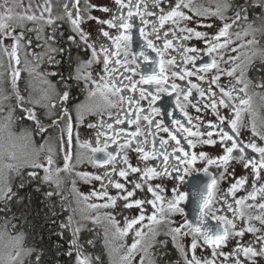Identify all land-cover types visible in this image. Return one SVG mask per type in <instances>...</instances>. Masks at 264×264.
Returning a JSON list of instances; mask_svg holds the SVG:
<instances>
[{"label": "snow or ice", "instance_id": "1", "mask_svg": "<svg viewBox=\"0 0 264 264\" xmlns=\"http://www.w3.org/2000/svg\"><path fill=\"white\" fill-rule=\"evenodd\" d=\"M15 3L16 0H13V4ZM81 3L82 0H63L60 5L62 14L56 17L52 16L53 6L51 0H45L42 5L43 11L39 16L32 13L31 4L24 8L22 0L16 6L24 8L23 12H14L13 7L9 5V0H3V3H0V54L7 56L9 61L5 73H0V78L6 73L11 76L10 83L16 100L15 108H19L20 113H22L19 119L21 122H32V130L26 133L28 139L31 141L33 134H36L45 141L38 148L35 147L33 141L34 154L26 153L21 156L13 150L15 145L9 143L13 135L10 131L7 140L0 138V201L7 203L14 197H18V202L23 199L18 192H13L9 181V173L15 172L20 175L22 168L42 169L44 172L42 178H40L37 171H28L27 176L30 181L39 179L41 183L54 184L56 189H59L63 183L61 173H71L75 167L72 164L74 127L78 129L84 123L86 113L96 115L99 117L98 124L89 123L87 125L89 129H97L96 146L93 147L89 140L81 141L79 131L75 133L76 146L79 149L88 150L91 153L87 156L88 161L96 167L103 168L104 174L101 176L94 173L77 172L75 175L88 183H91L92 180L101 181L102 190L93 189L88 194L80 193L76 190L75 181H73L72 191L77 198V203L84 205V209L81 210V220H90L93 224L101 223L99 210L115 209L117 200L124 201V209L134 207L140 209L139 216L132 219L124 217L123 227L120 226L113 212L105 211L102 214L108 225L105 228V248L110 253L117 251V248L107 241L110 229L114 230L113 240L128 236L130 231L134 233L133 242L127 246V252L120 256L122 264H130L132 255L137 251L145 254L140 257V264H145L149 250L157 243L158 226L165 224L169 227L164 234L171 237L174 246L182 254L184 264H218V261L219 264H260V261L264 260V202L256 203V201L258 195L264 201V184L257 186L258 181L264 179V176L261 175V170H264V144L257 143V140L264 142V122L258 128L255 120H253L250 128L252 138L248 140L243 138L242 129L248 127L244 123L243 114L245 112L250 115L253 114L252 97L249 95V87L252 81L248 79L247 72L257 56L264 62V48L259 47V41L256 39L257 32L264 35V0H245L244 4H237L235 0H215L214 8L197 6L194 0H113L115 8L94 4L91 0H83V7H81ZM149 4H151V8H149ZM256 8L260 9V13L255 14L254 19L250 21L249 11ZM125 9H127L126 13ZM92 11L107 13L108 18L93 16L91 15ZM229 11L233 12L232 17L227 15ZM45 12L48 13L47 17L44 16ZM136 16L140 17L142 25L146 26L152 23L151 33L147 32L146 27H140L139 29L140 37L144 41L140 45L141 50L139 52L132 51L133 20ZM146 17H155L159 27ZM212 18L222 22V26L215 33L197 30L199 28H213V23L206 22ZM57 20H66L70 24L72 34L67 36L69 42L67 48L56 45ZM257 20L261 21L260 27H256ZM25 21H43V25L53 28L51 35L43 37L45 52L37 54L25 51L24 71H27L29 77H33V75L40 76V83L47 86L40 89L41 95L38 99H34L31 93L26 99L19 91L18 81L21 78L20 51L22 48L26 49L32 43L31 40H28L27 45L23 44L24 31L19 32V34L16 32L17 28L23 29L25 27ZM87 21H95L97 25L101 26L98 28V36L95 40H92L91 33L85 31L82 27ZM241 21L244 22L241 30L233 32L232 29L240 26ZM168 22H171L175 27L163 33L162 50L148 37L154 34L156 40H161L160 29H163ZM189 24H194L195 27H190ZM43 25L28 29V31H36L38 34L37 39H41L39 34L43 31ZM103 26H107V28ZM111 29H115L117 34L113 35ZM177 33H180V35L178 36ZM169 34H171L172 39L167 38ZM60 35L62 37L63 33ZM249 36L252 38L245 39ZM100 37L104 39L101 40ZM193 38L202 41L205 47L201 49L195 46H185L181 43L183 49L181 63L184 65L191 63L196 71L181 68L180 72L172 71L171 76L184 80L186 77L197 75L198 79L204 80L205 77L199 75L201 72L207 73L211 69H216L217 74L212 76L210 82L211 84H217L218 87L221 75L232 78L234 83L231 84V87L227 89L220 87L221 95L218 99L216 98L217 94L212 92L211 88L208 90L211 93L209 97L211 104L206 103L204 107H211L218 123L209 121L206 126L193 124V117L185 110L187 104L181 107L179 103L181 94L185 102L191 103L189 100L191 89H189L187 92L177 93V107H181L182 114L192 127H186L180 120L173 119L172 124L175 126V132H173L168 127L163 126L162 121L154 122L150 115H144L142 118L148 124L147 135H145L140 126V113L142 110L139 108L138 102L132 97L126 96L123 90H139L140 99L142 100L150 96V111L156 115H159L161 110L160 108L151 107V105H154L161 98L160 93L167 92L171 95V92L165 87L169 76L165 74L164 59L159 61V74L153 70L151 74H141L139 81L133 80V76L137 74V68L140 67L137 63L138 57H142L146 63H151L150 56L145 48L151 49L156 52L157 56L163 57L165 50L174 47V40L179 39L183 42ZM5 40H11L12 43L5 45ZM109 41L110 43H108ZM72 46L82 47L86 53H90L89 58L81 59L79 56L73 58L71 54ZM248 49L254 50L249 53ZM201 52L212 59L210 63H203L197 67L195 62ZM189 53H195L196 55H188ZM65 54L68 58L69 70L67 75L59 71L62 61L56 59L57 55L64 56ZM29 55L37 61H42L46 56L47 63L57 70L36 73L35 68L29 66L27 60ZM221 62L230 65V67L220 68ZM166 63L175 66L176 58L167 59ZM94 65L100 67V71L95 74L92 71ZM132 65H135V67H132ZM3 67V62L0 60V68ZM120 69H122V72ZM124 73H132V75H124ZM48 77H58L59 79L56 84H53ZM125 80L129 83L125 84ZM81 82L83 83V90L87 91L86 100L91 101V103H73L75 99L72 95L73 88L79 87ZM139 84L155 85V92L143 88L138 89ZM29 87H32L31 81ZM178 87L179 85L175 82L171 84L172 91H176ZM191 87L197 88L198 86L192 84ZM256 87L264 88V80ZM198 91L200 97L205 96L203 89H198ZM9 98L7 95L0 94V101ZM125 102L130 105L137 104L135 120L127 119L129 125H136V130L124 138V142L118 145L115 152L109 151L110 144H116L117 135L124 133L125 129L121 128L117 132L113 128V123L104 120L103 117L107 114L109 120H112L111 109L119 108L120 111L117 112L114 123L117 125L124 124L125 120L121 119V112ZM37 105L46 109L44 117L50 120V123H45L44 118L37 111ZM191 106L197 112L201 111L198 104H192ZM221 107L229 109L230 114H220L219 108ZM15 108L9 112V122L15 114ZM0 110H3L2 105H0ZM73 111L76 112L75 121L72 116ZM172 115V112H168L169 117H172ZM195 119L200 121L201 118L197 116ZM153 124L156 132H165L168 136L167 139L163 137L159 139L158 148L155 144L156 132L151 131ZM3 127L8 128V124ZM57 127L60 129L59 148L64 152L62 168L54 167L55 161L51 146L47 147V154L41 160V153L44 152L46 145H49L51 140V136L47 135L49 129L54 130ZM202 127L211 130L202 131ZM193 128L196 130L194 131ZM104 129L110 130L116 135H110L109 131H104ZM176 133L186 134L184 140L190 149H194L198 145L201 147H216L219 145L222 153L213 156L203 150L198 153L186 151ZM141 136L144 137L143 140L138 139ZM149 136L153 137L151 151L146 150ZM101 137H105V139L101 140ZM189 137L194 139H189ZM170 141L175 143L170 144ZM133 142L136 144L133 151L140 154L138 156L139 160L144 162L156 160L158 161L157 165L149 166L145 163L143 168L133 166L126 153L124 155L120 154L124 149L129 148ZM101 144L103 147H101ZM248 150L256 155H249ZM96 153H103V155L97 156ZM160 157H162V160L159 159ZM81 159L82 157L78 155L77 163H80ZM197 161L202 162L201 167L196 166ZM118 163L125 166L120 168L118 175L132 184L131 190H128L125 184L111 179V176L116 173ZM237 164L245 170L251 169L252 190L241 197H237L236 193L245 188L249 177L247 175L239 177L236 175L235 165ZM106 166H111V169L109 170ZM209 167H215L217 174L211 173ZM199 172H203L204 176H197L196 173ZM130 174H139V177L138 179L128 180ZM186 177L193 178L190 196L194 204V219H189L185 208L181 207L190 198L188 192L180 191L178 186H174L170 198H166L161 195L165 191L163 184L158 183L153 186L147 183L153 179L163 180L167 178L172 180L174 184L176 181L184 184ZM104 180H107V184L104 183ZM226 181L229 182V186L225 190L220 185ZM108 185L120 190V193L117 196L109 195ZM24 186V182H21L18 187L24 188ZM145 187L154 199H130L135 196L136 190L143 191ZM35 191L40 192L41 188L37 186ZM57 194L59 193L56 191H47L44 196L50 200ZM93 197L97 200H103L104 203L89 202ZM229 197L232 198L231 202ZM249 200L253 203H246ZM145 204L152 207L150 215H147L144 211L143 206ZM217 204H220L221 207L218 208ZM251 209L260 211L258 214H253L250 211ZM75 211L73 210V215L68 216L67 222H60L58 230L50 233L49 239L52 235L59 238L52 245L56 249V255L63 254L71 258L75 253V264H103L100 256L93 257L92 254L85 253V249L80 243V232L84 226L74 219ZM89 211H95L97 214L95 216L89 215ZM221 211L232 213V217L229 218L227 215L219 214ZM56 215L57 213L53 210L52 216ZM176 215L181 216L183 219L177 222L173 219ZM145 220L147 221L146 224L144 223ZM209 220L216 223L210 225ZM238 220L243 221V227H237L236 221ZM254 220L258 221L262 227H256L252 223ZM8 223V221H5V229ZM52 223L55 224V221L53 220ZM137 225L139 227H135ZM66 231L71 232L72 239L68 242V251L62 252L63 245L59 241L64 240ZM245 233H251L254 239L247 244L237 240L230 252L223 251V248L228 246L230 239L243 237ZM257 233L261 234L257 235ZM185 237H191L189 247H185L180 242L181 238ZM10 241H12L11 249L0 252V264H25L26 259L28 264H42L43 251L34 247H25V233L23 231L18 232L14 237H10ZM159 243L164 245L167 242L159 241ZM87 244L93 248L95 247L93 240H88ZM205 246L211 249V255L198 257L196 255L197 248L204 251L206 250ZM120 247H124V245H120ZM33 255H35L34 261L30 259ZM221 257L223 259H220ZM148 264H155V261L149 259Z\"/></svg>", "mask_w": 264, "mask_h": 264}, {"label": "flooded vegetation", "instance_id": "2", "mask_svg": "<svg viewBox=\"0 0 264 264\" xmlns=\"http://www.w3.org/2000/svg\"><path fill=\"white\" fill-rule=\"evenodd\" d=\"M92 3L94 4H98V5H107L110 7L115 8V5L113 3V0H91ZM63 3V0H62ZM61 3V4H62ZM236 3V2H235ZM245 0H238L237 4H244ZM215 5V4H214ZM81 7H83V0L81 3ZM167 7V6H165ZM149 8H151V4H149ZM125 13L127 12V9L124 10ZM158 11V10H157ZM260 13V9L256 8L254 10L250 9L249 11V20H253L254 19V15L255 14H259ZM62 14V13H61ZM60 14V15H61ZM91 15L93 16H97V17H101V18H108V14L107 13H102L99 11H92ZM227 15L229 17L233 16V12L229 11L227 13ZM56 17V16H55ZM146 19H148L151 22L156 23L157 27H159L158 22L156 21L155 17H146ZM56 22L59 23V20H57ZM63 21L61 22L60 25H62ZM134 23V27L132 29V51L134 52H139L140 49V45L144 43V41L141 39L140 37V33H139V29L140 27H146L147 32L151 33L152 30V23H149L148 25H142L141 24V20L139 16L134 17L133 20ZM244 22L241 21L240 26L234 27L232 29L233 32L236 31H240L241 27L243 26ZM261 25V21L257 20L256 21V27H260ZM190 27H195L194 24H189ZM82 27L84 28L85 31L91 33V39L95 40L98 36V28L101 27L100 25H97L95 23V21H87L86 23H84L82 25ZM105 28H107V26H103ZM175 26L171 23L168 22L165 24L163 29H160V35L162 37L161 40H156L155 39V35H149V39H152L153 42L160 48L163 50V33L165 31H168L169 29L174 28ZM220 27V26H219ZM36 28L33 24H30L28 26V29H34ZM27 30H23V29H19V32L24 31L25 33V38L22 41L23 44L27 45L28 40H31L32 43L30 46H28L26 49L22 48V51H27L28 53H32L35 52L37 54L43 53L45 51H42V49H44V39H43V35L44 32L40 35L41 39H37V32L36 31H28ZM219 28H211V29H206V28H199L197 30L199 31H206L209 33H215ZM112 32L113 35H116V30L115 29H111L110 30ZM177 35L179 36L180 33H177ZM168 39H172L171 34H169V36L167 37ZM252 37L249 36L247 37V39H251ZM101 40H103V37H100ZM246 39V38H245ZM256 39L259 41V47L264 48V43L261 41L262 40V35L261 33L257 32L256 33ZM110 43V41L108 42ZM181 43L185 46H195L197 48H201L203 49L205 47V45L203 44L202 41L197 40L195 38H193L192 40H188V41H183L181 42L179 39H176L173 41V48L167 49L164 51V56L160 57L157 56L156 52H153L151 49H147L145 48V51L147 52V54L150 56V60L151 63H146L142 57H138L137 63L140 65L139 68H137V74L133 76V80L134 81H139L140 80V75L141 74H151V72L154 70L157 74H159L160 72V64L159 61L161 59L165 60V74L169 76V80L167 82V84L165 85V87L168 88V90L171 92V95H169L167 92H162L160 93V99L157 100L155 102L154 105H151V107H156V108H160V113L159 115L153 114L150 111V105H149V100L151 99V97L149 96L147 99H140V93L139 90L137 91H131L129 89H124V94L126 96L132 97L135 101L138 102V106L139 108L142 110L141 111V120H140V126L142 128V130H144L145 135H147V129H148V124L147 121L143 120V116L144 115H150L152 120L155 121H162V125L168 127L169 129H171L173 132H175V126L172 124V120L173 119H177L180 120L181 123H183L186 127H192V125L188 124L187 119L184 117V115L181 112V107H184L185 104H187V107L185 108V110L189 113L190 116L193 117V124H203L204 126H206L208 124L209 121L213 122V123H218L216 116L213 114L211 107L205 108L204 105L207 104H211V99L209 98L211 96V93L208 91L209 88H211L212 92H215L217 94V99L219 98V96L221 95L220 93V87H224L225 89L231 87V84L234 83V80H232V78L228 77L227 75H221L220 76V80L218 82L219 87L217 86V84H211V78L213 75L217 74L216 73V69H211L209 70V72L207 73H203L201 72L199 75H203L205 77L204 80H200L198 79L197 75H193L191 77H186L184 80H180L178 77L173 78L171 76V72L172 71H177L180 72L181 68H187L190 71L195 72L196 68L193 67V65L191 63L184 65L181 63L182 61V56L181 53L183 51L182 47H181ZM46 49V48H45ZM174 49H178V50H174ZM254 49H248L249 53H251V51H253ZM23 53H21L20 51V59ZM90 53H86L85 55L81 56V59H88L89 58ZM188 55H196L195 53H189ZM234 55V53H233ZM172 57L176 58V65L172 66V65H168L166 63L167 59H170ZM27 58H29L30 62H29V66L30 67H34L35 68V72L36 73H46L48 71H55L57 70L55 67L50 66L47 63V57L45 56L44 59L42 61H37L33 56L29 55ZM60 55L56 56V59L60 60ZM130 58V57H129ZM227 58V57H226ZM211 57L206 56L203 54V52L200 53L199 58L196 60V66L199 67L200 65H202L203 63H210L211 62ZM15 66V65H13ZM20 69H21V78L18 81V85L19 87H23L24 90L20 91V94L23 95L25 98H27L25 95L27 94L26 91H35V90H40L42 88L47 87L46 85H42L40 83V76L38 75H33V77H29L27 71H24L25 66H23L22 62L19 65ZM132 67H135V65H132ZM230 67V65H226L224 63H220V68H227ZM262 69L264 70V62L261 61V59L259 58V56H257L256 58H254L252 66L250 67V69L247 72V77L248 79H250L252 81V84L249 87V95L252 97L251 95V90L253 89H259V90H264V88H258L256 87L257 84L261 83L262 80H264L262 78ZM94 73L99 72L100 71V67L94 65L93 67ZM120 71L122 72V69H120ZM119 74V73H117ZM183 74V73H181ZM238 74V73H237ZM67 75V74H65ZM124 75H132V73H124ZM48 79L51 81V83L56 84L57 80L59 79L58 77H48ZM31 81L32 87H29V82ZM175 82L177 85H179V87L176 89V91H172L171 90V84ZM125 84H128V81H124ZM192 84H196L198 87L197 88H192ZM155 85H149V84H139L138 85V89L139 88H143L145 90H150L155 92ZM78 89V87H77ZM80 93L77 95H74L73 97L75 98L73 103H91V101L86 100L87 97V91L83 90V83L81 82L80 86ZM189 89H191V95L189 97V100L191 103L185 102L183 99V95L181 94L179 97V103L181 105V107H177V93L178 92H187ZM198 89H203L205 91V96L204 97H200L199 95V91ZM15 97V94L13 93V98ZM15 99V98H14ZM192 104H198V106L200 107L201 111L197 112L195 108H193L191 105ZM16 105V100L14 101V108ZM37 111L40 115H43L41 113L42 107H39V105L36 106ZM112 114H113V118L112 120H109V117L107 116V114L104 115L103 119L106 121H109L111 123H113V128L117 130L123 128L125 129L124 133H120L117 135V143L116 144H110L109 147V151H113L115 152L118 145L124 142V138L128 136V134H130L131 132L136 130V125L135 124H131L129 125L127 123V119H133L135 120L136 118V113H137V104H128L127 102H125L124 104V108L123 111L121 112V119L125 120V123L122 125H117L114 123V119L115 116L117 114L118 111H120L119 108H114L111 109ZM220 114L222 115H228L230 114V110L229 109H225V108H219ZM168 112H172L173 115L172 117L168 116ZM22 115V113H20L19 108H15V114L13 115L14 121L16 120V118L19 120V116ZM245 115V113L243 114V116ZM44 116V115H43ZM42 116V117H43ZM73 116V114H72ZM84 123L78 128L76 129L74 127L73 132L75 131V129L77 131H79L80 133V139L81 141L83 140H89L92 143V146L95 147L96 146V131L97 129H89L87 127V125L89 123H96L98 124L99 121V117L96 115H89V114H85L84 115ZM199 116L201 119L200 121H197L195 119V117ZM45 123L47 124L48 122L50 123V120H48L46 117H43ZM73 120L75 121V116H73ZM31 122V121H30ZM58 129L55 128L54 130L56 131ZM51 133H53V129H50ZM193 130L195 131L196 129L193 128ZM202 131H207V130H211L208 129L206 127H202L201 128ZM249 130V131H248ZM104 131H109L110 135H116V133L111 132L110 130L104 129ZM151 131L156 132L155 126L153 124ZM176 135L178 136V138L181 140V143L183 145V147L185 148L186 151H194V152H199L201 150L206 151L207 153H209L210 155H217V154H221L222 153V149L219 147V145H217L216 147H201V146H197L194 149H190L187 145V142L184 140V135H182L181 133H176ZM242 136L245 140L251 139V132L250 129L244 128L242 129ZM163 137L165 139L168 138L167 133L165 132H156V136H155V144L156 147H159V139ZM206 138V137H204ZM215 138V137H214ZM101 140H104L105 137H101ZM138 139L143 140L144 137L141 136ZM189 139H194L192 137H189ZM152 143H153V137L149 136L148 137V144L146 145V150L151 151L152 148ZM174 141H170V144H174ZM257 143L260 144H264V142H261L259 140H257ZM101 147H103V145L101 144ZM136 147L135 142L132 143V145L127 148L124 149L123 152H121V155H124L125 153L128 155L129 157V161L133 166H139L141 168H143L145 166V163H147L149 166H156L158 161L156 160H149L147 162L141 161L138 159V156L140 154L136 153L135 151H133V149ZM86 150V149H85ZM170 150V149H169ZM248 154L249 155H256L253 153H249L248 150ZM91 155V153L87 150V156ZM97 156H102L103 153H96ZM160 160H162V157L159 158ZM173 163H175V161H173ZM84 166H86L84 164ZM197 167H201L202 166V162L197 161ZM87 169L85 168L84 170H86L88 173H94V174H98L103 176L104 174V169L103 168H99L94 166L92 163H90L87 159ZM108 167V169H111V166H106ZM121 167H125L122 164L117 165V169H116V173L113 174L111 176V179L113 181H117L120 183L125 184V187L128 190L132 189V184L128 183V181L124 180L123 178H121L118 175V172L120 170ZM236 167V175L239 176H243V175H247L249 177V181L248 183L245 185V188L238 191L236 193L237 197H241L244 196L247 191L248 188L251 187V182H252V178H251V169L245 170L243 169V167L239 164L235 165ZM209 171L213 174H217V170L215 169V167H209ZM173 175H175V173H173ZM139 174H130L128 177V180H134V179H138ZM189 177H186V182L184 184H181L179 181H176L175 184L173 183L172 180L170 179H153L151 181H148L147 183L152 184L153 186L156 184H163V186L165 187V191L163 193H161V195L165 196L166 198H170L171 193H172V188L174 186H178L180 191H185L187 192L186 186H187V182H188ZM264 181V179H263ZM86 182V181H85ZM262 182V181H261ZM260 182V183H261ZM89 186H91L92 189H95L97 191H101V181H96V180H92L91 183L86 182ZM104 183L107 184V180H104ZM229 186V182H223L220 187L223 189H227V187ZM247 187V188H246ZM90 188V189H91ZM107 191L109 194H115L116 192L120 191L117 190L115 188H113L111 185H108ZM137 193V197L136 199H154V197L152 196L151 193L147 192V189L145 187V189L143 191L141 190H136ZM229 200L231 202L232 198L229 197ZM185 203V202H184ZM184 203L181 205V207H183ZM149 204H145L143 206L144 211L147 215H150L152 212V207L150 205V208L148 207ZM217 207H221L220 204H217ZM253 214H258L259 211H255V210H250ZM219 214L221 215H227L229 218L232 217V213L227 212V211H221ZM138 216L140 215V209L139 212L137 214ZM174 220L176 221H181L183 218L179 215H176L173 217ZM146 222V220L144 221V223ZM237 223V227H243V221L238 220L236 221ZM252 223L256 226V227H262L258 221H252ZM161 226V225H160ZM160 226H158V232L159 235L156 237V241L157 243L153 246V248H151L149 250L147 257V260L152 259L155 261V264H166L168 260L172 259V261H175L179 264H184V261L182 259V254L180 253V251H178V249L174 246L171 237L170 236H166L164 233L167 231V229L165 228H161ZM147 229H145L146 231ZM261 233H257V235H260ZM254 239L253 235L251 233H245V235L243 237H236L235 239L229 240L228 244L234 242L236 244L237 240H240L241 243L243 244H247L249 242H251ZM235 240V241H234ZM159 241H166L167 243L162 245L159 243ZM181 244L184 245L185 247H189L191 244V237H185V238H181ZM258 246V245H257ZM167 248H170L172 250V253L169 255V257L167 255H165V251L167 250ZM204 251H202L200 248H198L200 253H207L209 254V256L211 255V249H208L207 246H205ZM228 250H232V248L230 249L228 246L223 248V251L228 252ZM167 256V258H165ZM163 257V258H162ZM161 259V260H160ZM220 259H223L222 257ZM241 259H243V257H241ZM219 264V261H218ZM260 264H264V260L260 261Z\"/></svg>", "mask_w": 264, "mask_h": 264}, {"label": "rangeland", "instance_id": "3", "mask_svg": "<svg viewBox=\"0 0 264 264\" xmlns=\"http://www.w3.org/2000/svg\"><path fill=\"white\" fill-rule=\"evenodd\" d=\"M52 1H54V0H51V3H52ZM19 2H20V0H16V3L13 4V0H9V5H11L13 7L14 12H23L24 8L28 7V5L31 4L32 13H34L36 16H39L41 11H43L42 5L45 3V0H22L24 8L16 6L17 4H19ZM0 3H3V0H0ZM194 3L197 6H203L205 8H214L215 7V5H214L215 0H194ZM32 13H29V14H32ZM44 16L47 17L48 13L45 12ZM52 16L55 17L56 15L52 14ZM206 22L207 23H213L214 24L213 28H219V26L220 27L222 26V22L218 19H215V18L209 19ZM24 24H25V27L23 28V30H27L28 26L30 24H33L35 27H38L40 25H43V21H38V22L25 21ZM45 26H47V25H43V31L39 35H41L44 32ZM18 32H19V30H18ZM42 37H45V33ZM246 39H247V37H246ZM4 43H5V45H10L12 43V41L11 40H5ZM42 51H46L45 47H44V49H42ZM21 53H23L21 56V58H22L21 62L23 64V66H25V63H24L25 58H26L25 57V51L21 50ZM0 60H2L3 65H4L3 68H0V73H5V70L7 69L8 63H9L8 57L0 54ZM27 60L30 62L29 58H27ZM92 71L94 73L93 68H92ZM10 81H11V76L7 73L2 78H0V94L7 95V96L11 97V91L8 93V87H9ZM23 90H24V88L20 86L19 91H23ZM26 92H27V94L25 96L27 98L29 97L30 93L34 99H38L41 95V91L39 89L35 90V91H26ZM251 95H252L251 106H252V113L253 114L250 115L248 112H245V115H244V123L248 126V127H246L247 129L251 128V123L253 122V120H255L258 128L260 127L261 123L264 122V90H259L257 88L253 89V90H251ZM12 97H13V94H12ZM0 105H2V109H3V110H0V138L7 140L8 133L10 131L13 135H12V138L9 141V143L12 145H15V148L13 150L16 151L18 155L23 156L26 153H33L34 154V148H33L32 142L34 141L35 147L38 148L39 145L45 143V141L42 140L40 138V136L36 135V134H33L31 141L28 139L26 133L31 131V125L29 122H21L18 120V122L16 121L18 123V128H17V127H15L16 125H14L15 121H14L13 117H12L11 122L8 121L9 112L11 109L14 108L13 103L11 102L10 99L0 101ZM45 112H46V109L42 108L41 113L44 115ZM72 114L76 118V112L73 111ZM5 124H8V128L3 127ZM76 131L77 130L75 129V131L73 132V149H72V151H73L72 164L75 167L73 168V171L71 173L62 172L61 178H62V180H64L66 177V176H64V174L65 173L68 174V176H67L68 177V182H67L68 188L67 189L69 190V192L71 194V201H72L71 207L73 210H76L75 215H74V219L82 222V221H85V220H81V210L84 209V205L82 203H80V204L77 203V198L72 191L73 181H75L76 190L80 193L88 194L93 189L83 179H81L75 175V173H77V172H87L84 169L88 168L87 167V150L79 149L76 146V138H75ZM47 135L51 136V140L49 142V145H46L44 152L41 153V160H43L44 155L47 154V147L51 146L53 149V159L55 161L54 167L62 168L63 163H64V152L61 151L59 148V138H60L59 127L56 131H54V133L47 134ZM78 155H80L82 157L80 163H77V156ZM33 158H34V156H33ZM84 164L86 166H84ZM42 174L44 176L43 171H42ZM261 175L264 176V170H261ZM260 184H264L263 179L258 181L257 186L259 187ZM251 190H252L251 187L247 189V191H251ZM119 193H120V191L116 192L115 194L112 193L109 195L117 196ZM246 194H247V192L245 193V195ZM136 197H137V193H135V196L133 198H130V199H136ZM89 202H91V203H104L103 200H97L95 197H93L91 199V201H89ZM259 202H264V201H262L261 197L258 195L256 203H259ZM246 203L251 204V203H253V201L249 200ZM123 204H124L123 200H117V207L115 209H100L99 210V212L101 214V223L95 224V225L96 226L99 225L98 227L100 228V230L103 233L102 241H103L104 245L106 243L105 228L108 227L107 222L103 219V215H102L105 211L113 212L117 221H119L121 227L124 226V217H128L129 219H132V218L138 216L137 215L139 212L138 208L134 207L132 209H124ZM148 207L150 208V205ZM251 210L260 211L258 209H251ZM88 214L95 216L97 213L95 211H89ZM88 221H90V220H88ZM177 222H180V221H177ZM146 223H147V221L145 222V224ZM173 226H175V225H173ZM135 227H139V225H137ZM160 227L167 229L169 226L165 224V225H161ZM113 231H114L113 229L109 230L108 236H107V241L110 242V245H114L117 248V251L110 253L108 249H106V248L105 249H106L110 264H122V262L120 261V256L124 255L127 252V246L131 245V243L133 242L134 233H132L130 231L128 236H126L122 239L113 240V238H112L113 237ZM18 232L11 233L7 229L0 227V252H6V251L11 249L12 241H10V237L16 236V234ZM230 240H232V239H230ZM120 245H124V247H120ZM234 246H235L234 242L228 244V247L230 249L233 248ZM230 251L228 250V252H230ZM142 255H145V254L141 251L135 252L131 257L130 264H140V257ZM196 255L198 257H208L209 256V254H207V253H200L198 248L196 250ZM145 264H148L147 257L145 259Z\"/></svg>", "mask_w": 264, "mask_h": 264}, {"label": "trees", "instance_id": "4", "mask_svg": "<svg viewBox=\"0 0 264 264\" xmlns=\"http://www.w3.org/2000/svg\"><path fill=\"white\" fill-rule=\"evenodd\" d=\"M237 3L238 0H235ZM62 0H54L52 1V14L59 16L62 13V9L60 7ZM59 20V23L56 22V26L58 31L56 32V45L62 48H67L69 46V42L67 41V36L71 33L70 24L65 20ZM19 28L16 29L17 34ZM53 32V28L50 26H45L44 33L45 36L51 35ZM61 33L63 36L61 37ZM262 35V34H261ZM264 43V35H262V40ZM51 43V42H49ZM264 45V44H263ZM45 47V44H44ZM71 54L73 58L79 56H83L86 54L82 47L78 48L76 46H72ZM60 60L62 61L59 71L67 74L68 72V58L67 54L64 56H60ZM261 73L262 78L264 79V70L262 69ZM11 86V83H9ZM12 86L8 88V92L11 91V97L9 98L14 106L15 97H12ZM80 93V89L78 87L73 88L72 95H77ZM43 116V115H41ZM18 119L15 120V127L18 128ZM20 121V119H19ZM29 122L32 130V122ZM49 123V122H48ZM16 128V129H17ZM51 134V130L49 129V133ZM28 171H37L39 173L40 178L43 177L42 169H30V168H22L21 174L17 175L15 172L9 173V181L12 185L13 192H18L19 196L23 197L22 200H19L18 197H14L12 200L7 203L0 201V227L4 228L5 221H8L7 230L11 233H16L23 231L25 233V246L26 247H34L37 250L43 251L42 264H75V253L70 258L67 255H56V249L53 248V244L59 240L58 237L52 235L51 239H49L50 233H53L55 230H58V225L61 221L67 222V218L69 215H73V209L71 207V194L67 189L68 182V174H64L65 179L61 184L59 189H56V186L49 185L47 183H41V180L30 181V178L27 176ZM24 182V188H19V184ZM39 186L41 188L40 192H36V187ZM47 191H56L59 194L54 195L50 200L46 199L44 193ZM57 213L56 216H52V211ZM51 217V219H49ZM55 221V224L52 221ZM79 221V220H78ZM80 222V221H79ZM84 227L80 232V243L83 245L86 254H92L93 257L100 256L103 264H110L109 258L107 256V252L105 249V245L102 241L103 233L98 227L99 225H95L88 220L80 222ZM15 225V227H13ZM72 239V235L70 231L65 232V238L62 241H59L62 245V252H67L69 249V241ZM88 240H93L95 243V247L87 244ZM172 253L170 248H167L165 251V255L169 257ZM167 256L165 258H167ZM163 258V257H162ZM30 259L35 260V255H33ZM161 260V259H160ZM25 264H28V260H25ZM166 264H179L172 259L168 260Z\"/></svg>", "mask_w": 264, "mask_h": 264}, {"label": "water", "instance_id": "5", "mask_svg": "<svg viewBox=\"0 0 264 264\" xmlns=\"http://www.w3.org/2000/svg\"><path fill=\"white\" fill-rule=\"evenodd\" d=\"M249 153H251L250 150H249ZM196 175L200 176V177L204 176L203 172L196 173ZM192 182H193V178L189 177L188 182H187V186H186V189H187V192L189 193V196H190V193L192 190ZM183 207L185 208L186 215L188 216V218L194 219V214H193L194 204L191 201V196H190L189 200L184 203ZM215 223H216L215 221L209 220L210 225H214Z\"/></svg>", "mask_w": 264, "mask_h": 264}]
</instances>
